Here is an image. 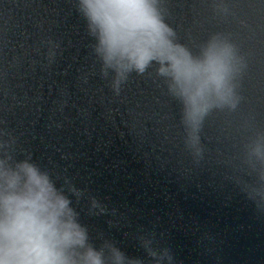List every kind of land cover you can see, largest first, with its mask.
<instances>
[{"label":"water","instance_id":"1","mask_svg":"<svg viewBox=\"0 0 264 264\" xmlns=\"http://www.w3.org/2000/svg\"><path fill=\"white\" fill-rule=\"evenodd\" d=\"M229 9L227 15L219 6ZM166 22L193 50L227 34L247 62L236 112L206 122L205 159L184 151L179 106L152 78L133 74L119 96L98 74L74 0H0V130L69 193L92 242L150 258L139 237L173 264H264V212L233 181L242 146L264 131V0H164ZM48 41L58 44L49 62ZM89 196L107 211L89 214Z\"/></svg>","mask_w":264,"mask_h":264},{"label":"clouds","instance_id":"2","mask_svg":"<svg viewBox=\"0 0 264 264\" xmlns=\"http://www.w3.org/2000/svg\"><path fill=\"white\" fill-rule=\"evenodd\" d=\"M74 7L92 41L94 74L117 96L133 74L157 82L179 106L184 151L200 165L207 120L214 112H236L243 99L239 87L247 62L236 44L216 32L193 50L166 22L164 0H74ZM218 11L227 15L229 9L221 5ZM48 43L51 62L59 45ZM15 145L11 133L0 130V264H145L102 236L95 245L69 196L79 200L83 190L67 179L57 186L30 153L18 158ZM238 171L226 179L264 212V131L242 146ZM88 199L89 214L107 211L95 197ZM139 240L148 264H173L168 248L153 247L148 235Z\"/></svg>","mask_w":264,"mask_h":264}]
</instances>
